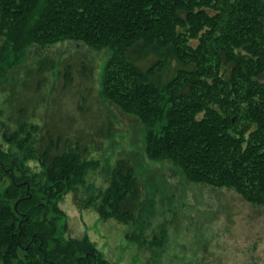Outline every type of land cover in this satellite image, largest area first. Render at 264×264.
<instances>
[{
    "label": "trees",
    "instance_id": "1",
    "mask_svg": "<svg viewBox=\"0 0 264 264\" xmlns=\"http://www.w3.org/2000/svg\"><path fill=\"white\" fill-rule=\"evenodd\" d=\"M0 37L2 79L33 44L107 48L100 94L144 126L147 157L264 207V0H0ZM35 129L23 121L7 140L36 155ZM50 147L39 174L0 149V263L108 264L86 237L62 233L59 200L91 165L77 145ZM110 175L95 208L132 219L134 168L119 159Z\"/></svg>",
    "mask_w": 264,
    "mask_h": 264
},
{
    "label": "rangeland",
    "instance_id": "2",
    "mask_svg": "<svg viewBox=\"0 0 264 264\" xmlns=\"http://www.w3.org/2000/svg\"><path fill=\"white\" fill-rule=\"evenodd\" d=\"M108 56L107 48L94 50L70 40L33 44L0 77V149L5 154L16 153L28 173L39 174L36 155L43 149L51 146L55 155L77 145L91 165L84 183L59 200L63 237H86L108 264H264V207L232 189L189 182L167 160H150L141 122L100 94ZM23 121L36 125L31 130L36 155L32 144L17 148L7 140ZM119 159L134 168L139 208L132 219H103L95 205ZM7 184L5 178L0 188Z\"/></svg>",
    "mask_w": 264,
    "mask_h": 264
}]
</instances>
